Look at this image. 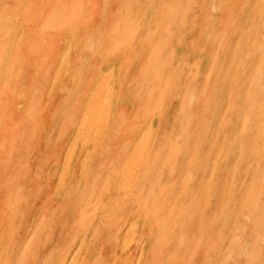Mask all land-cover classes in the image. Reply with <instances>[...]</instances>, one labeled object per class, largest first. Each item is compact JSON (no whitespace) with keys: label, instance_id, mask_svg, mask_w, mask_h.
<instances>
[{"label":"rangeland","instance_id":"1","mask_svg":"<svg viewBox=\"0 0 264 264\" xmlns=\"http://www.w3.org/2000/svg\"><path fill=\"white\" fill-rule=\"evenodd\" d=\"M213 263L264 264V0H0V264Z\"/></svg>","mask_w":264,"mask_h":264},{"label":"bare ground","instance_id":"2","mask_svg":"<svg viewBox=\"0 0 264 264\" xmlns=\"http://www.w3.org/2000/svg\"><path fill=\"white\" fill-rule=\"evenodd\" d=\"M71 49V48H70ZM71 50H68V51H66V53H65V55H64V58H63V60H62V65H61V67L62 66H64V65H68L69 67H70V62L71 61H73V60H71ZM56 57V56H55ZM58 59V58H57ZM57 59H54L55 61L57 60ZM53 60V61H54ZM72 64V63H71ZM69 69V68H68ZM59 72V71H58ZM59 75H61V74H59ZM47 76V75H46ZM105 79V78H104ZM104 83V82H103ZM93 85H94V87H91L90 89H88L87 91H86V93H87V97H88V99H87V102L85 103V105H84V107H83V110H82V112H81V116H80V120L78 121V124H77V128H76V131H75V133H74V135H73V137L70 139V141H71V145H70V147L71 148H73L72 150H74V155H73V159L70 161H68V162H66V163H68V164H66V166H70L71 167V165L73 164V160H74V158H75V156H76V153L78 152V150L80 149V147H82V145H85V146H87V144H86V138H88V137H90L94 132L97 134V135H100V137H103L104 136V134H106V132H107V129L109 128V124H110V121H111V116H112V109H113V101H114V98H113V100H112V102H111V105H110V108L108 107V112H106V113H104V115L102 116V117H98L99 115H102L101 113L104 111V110H107V108L105 109L104 108V110L103 109H101L100 111H102L100 114H98L97 115V113L99 112L98 111V109H100V95H98L97 93V91H96V89L98 88V85H99V80L98 79H96L95 81H94V83H93ZM84 86H85V84H84ZM53 87H55V85L53 86V85H51L50 86V93H49V95L47 96L48 98H47V101H49V99H50V95H51V92H52V90H53ZM71 90V89H70ZM99 91V90H98ZM65 94V93H64ZM68 95V94H67ZM113 96V95H112ZM86 97V98H87ZM112 99V97L109 99V100H111ZM108 102V104H109V102L110 101H106V102H103V103H107ZM103 103L101 102V106H103ZM104 106H107V105H105L104 104ZM102 108V107H101ZM111 130V129H110ZM100 137L98 138V139H95V140H93V141H91L92 142V148L91 149H89L88 151H87V153H90L91 151H93L94 150V147H96L97 146V144H98V140L100 139ZM92 138V137H91ZM90 138V139H91ZM88 140V139H87ZM88 141H90V140H88ZM140 143V142H139ZM136 146V145H135ZM134 146V147H135ZM137 147H139L138 145H137ZM136 147V148H137ZM142 148V147H141ZM133 151H135V149H133ZM72 152V151H71ZM147 152V151H146ZM73 153V152H72ZM131 153H132V151H131ZM136 153V152H135ZM135 153L133 154V155H135ZM138 153V152H137ZM137 153H136V155H137ZM88 156V155H87ZM132 156V155H131ZM129 157V156H128ZM134 156H132V158H133ZM128 160H130V159H128ZM85 161V160H84ZM129 161H127V163H128ZM129 164V163H128ZM127 164V165H128ZM125 165H126V162H125ZM127 171V174H126V172H125V174L126 175H129L130 176V174H128V173H130L129 172V170H126ZM122 172H123V169H122ZM122 176H124V174L122 175ZM126 178H124V179H126V180H124V181H127V179H128V177L127 176H125ZM132 177V176H131ZM134 177V176H133ZM123 178V177H122ZM130 179V178H129ZM132 179H130V180H128V181H131ZM123 181V182H124ZM131 183V182H130ZM125 184H126V182H125ZM127 185V184H126ZM204 258V257H203ZM217 262V261H216ZM201 263V262H200ZM214 264V263H213Z\"/></svg>","mask_w":264,"mask_h":264},{"label":"crops","instance_id":"3","mask_svg":"<svg viewBox=\"0 0 264 264\" xmlns=\"http://www.w3.org/2000/svg\"><path fill=\"white\" fill-rule=\"evenodd\" d=\"M52 61V60H51ZM114 102V101H113ZM105 136V135H104ZM103 136V137H104ZM142 136V135H141ZM103 137H101V138H103ZM140 139H141V137L139 138V139H137V141H136V143H134V145H133V147H132V149H131V151H132V153H130V155H129V159L131 160L132 159V156H136V155H133L134 153H135V151L136 150H138L139 149V147H137V145L139 146V142H140ZM136 145V146H135ZM135 146V147H134ZM137 147V148H136ZM95 148L96 147H94V150H95ZM133 149H135V151H133ZM89 149H87L86 150V153H87V151H88ZM93 151H91L90 153H92ZM132 155V156H131ZM75 159V158H74ZM84 159H85V157H84ZM130 160H128V157H127V160H126V165L124 164V166H123V172L121 173V181H120V184L121 185H123V186H125L126 184H130V182L135 178V176H136V174H133V173H135L134 171H131L130 169H127V166L128 165H130V162H129V164L127 165V161H130ZM73 162H74V160H73ZM83 162H84V160H83ZM82 162V163H83ZM126 170H129V171H131L130 173H128V174H130V176H129V178L130 179H132L131 181H128V180H130L129 178L127 179V181H124V180H126V179H124V178H126L125 176H127L126 174H127V171ZM126 172V174H125V172ZM124 174V176H122ZM132 176V177H131ZM134 176V177H133ZM123 177V178H122ZM124 181V182H123ZM125 182H126V184H125Z\"/></svg>","mask_w":264,"mask_h":264}]
</instances>
